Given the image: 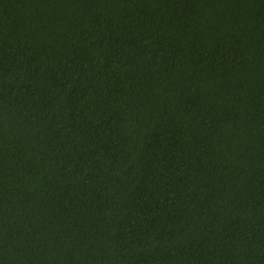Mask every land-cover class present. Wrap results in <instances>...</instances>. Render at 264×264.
<instances>
[{"label": "trees", "instance_id": "trees-1", "mask_svg": "<svg viewBox=\"0 0 264 264\" xmlns=\"http://www.w3.org/2000/svg\"><path fill=\"white\" fill-rule=\"evenodd\" d=\"M0 264H264V0H0Z\"/></svg>", "mask_w": 264, "mask_h": 264}]
</instances>
